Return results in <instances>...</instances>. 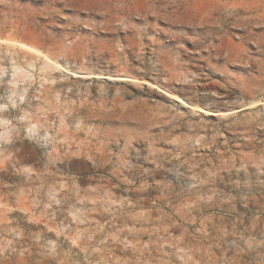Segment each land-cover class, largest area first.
<instances>
[{
  "label": "rangeland",
  "instance_id": "rangeland-1",
  "mask_svg": "<svg viewBox=\"0 0 264 264\" xmlns=\"http://www.w3.org/2000/svg\"><path fill=\"white\" fill-rule=\"evenodd\" d=\"M0 264H264V0H0Z\"/></svg>",
  "mask_w": 264,
  "mask_h": 264
}]
</instances>
